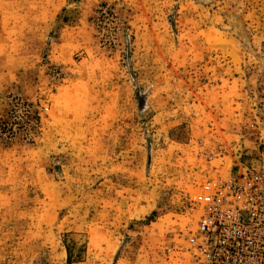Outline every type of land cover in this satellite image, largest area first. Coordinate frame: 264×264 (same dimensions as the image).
<instances>
[{
  "label": "rangeland",
  "instance_id": "374dc122",
  "mask_svg": "<svg viewBox=\"0 0 264 264\" xmlns=\"http://www.w3.org/2000/svg\"><path fill=\"white\" fill-rule=\"evenodd\" d=\"M263 140L264 0H0V264H181Z\"/></svg>",
  "mask_w": 264,
  "mask_h": 264
},
{
  "label": "built area",
  "instance_id": "2783aa9c",
  "mask_svg": "<svg viewBox=\"0 0 264 264\" xmlns=\"http://www.w3.org/2000/svg\"><path fill=\"white\" fill-rule=\"evenodd\" d=\"M190 202L194 220L175 232V261L264 264V140L239 153L226 175L206 177Z\"/></svg>",
  "mask_w": 264,
  "mask_h": 264
}]
</instances>
